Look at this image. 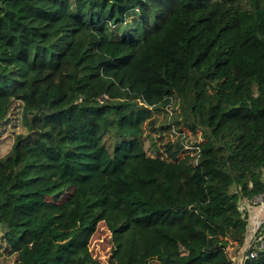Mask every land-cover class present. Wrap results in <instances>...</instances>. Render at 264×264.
I'll list each match as a JSON object with an SVG mask.
<instances>
[{
  "label": "trees",
  "instance_id": "16d2710c",
  "mask_svg": "<svg viewBox=\"0 0 264 264\" xmlns=\"http://www.w3.org/2000/svg\"><path fill=\"white\" fill-rule=\"evenodd\" d=\"M7 13L50 34L29 52L0 35V264H105L101 224L108 264H238L264 194V0Z\"/></svg>",
  "mask_w": 264,
  "mask_h": 264
},
{
  "label": "rangeland",
  "instance_id": "374dc122",
  "mask_svg": "<svg viewBox=\"0 0 264 264\" xmlns=\"http://www.w3.org/2000/svg\"><path fill=\"white\" fill-rule=\"evenodd\" d=\"M48 34L50 33H45L39 29L38 24L35 22H29L27 26L24 25V23L20 22L12 13H7L0 22V35L3 36L5 40L12 43L18 52H29L36 40L43 42L47 39ZM172 139H174V136ZM4 150L6 149L3 148L2 151ZM258 206L260 207L258 208ZM242 207L251 209L252 216L250 217V231L246 245L238 251H236L235 246L231 247V256L236 253L235 260L237 262L244 257L246 249L249 247L254 237V232L259 230L260 226L264 228V205L260 204L254 206L244 201ZM2 229L3 228L0 227V236ZM110 237L109 230L104 224H101L90 244V248L94 255L105 264H108L110 255Z\"/></svg>",
  "mask_w": 264,
  "mask_h": 264
},
{
  "label": "built area",
  "instance_id": "2783aa9c",
  "mask_svg": "<svg viewBox=\"0 0 264 264\" xmlns=\"http://www.w3.org/2000/svg\"><path fill=\"white\" fill-rule=\"evenodd\" d=\"M247 203L251 204V205H264V194L255 197L253 200L248 201ZM256 238V239H255ZM255 239V240H254ZM252 242L250 243L254 245V249L251 250L250 252L246 253L244 255L243 258L240 259V261L238 262V264H245V262L248 259H252V258H256L258 256V251L261 249H264V242L262 240V236L261 234H258V230L256 232H254V237L251 240ZM249 245V246H250ZM249 248V247H248ZM247 248V249H248Z\"/></svg>",
  "mask_w": 264,
  "mask_h": 264
},
{
  "label": "crops",
  "instance_id": "0c3cea01",
  "mask_svg": "<svg viewBox=\"0 0 264 264\" xmlns=\"http://www.w3.org/2000/svg\"><path fill=\"white\" fill-rule=\"evenodd\" d=\"M260 206H258V208H259ZM256 208V207H255ZM250 211V217L252 216V211H251V209L249 210Z\"/></svg>",
  "mask_w": 264,
  "mask_h": 264
}]
</instances>
